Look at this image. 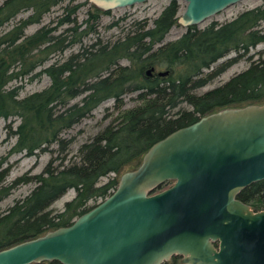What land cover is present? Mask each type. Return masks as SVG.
Masks as SVG:
<instances>
[{"label":"trees","instance_id":"1","mask_svg":"<svg viewBox=\"0 0 264 264\" xmlns=\"http://www.w3.org/2000/svg\"><path fill=\"white\" fill-rule=\"evenodd\" d=\"M64 1L76 2L4 0L0 4V117L20 118L15 129L9 124L17 136L13 151L28 155L39 150L54 152L51 146L56 144L59 151L65 152L63 156L52 155L41 172L27 171L10 182H7L11 168L9 156L2 157L0 167L3 163L7 165L0 169V199L22 183L36 184L27 195L0 212V249L71 224L97 204L90 203L91 200H103L116 189L117 174L139 161L153 143L172 131L224 106L264 101V57L261 56L221 85L199 91L264 41L263 4L243 10L230 20L190 25L180 37L164 42L180 10L178 1L172 0L152 25L147 18L135 19L114 41L103 43L98 39L37 70L52 53L81 41V36L73 37L69 33L76 31L78 25L59 34L54 33L57 27L50 25L25 34L28 24L41 21L53 6ZM79 6V2L66 6L69 13L60 22H73L70 14ZM94 6L99 12L89 10L86 23L107 12ZM28 7L32 13L27 18L2 32L5 24ZM95 30L92 23L85 33ZM231 52L236 55L215 66ZM123 58L129 63L122 64ZM151 66L169 73L159 75L155 71L148 75ZM42 73L48 74L52 82L41 90L20 96L21 86H9L14 79H33ZM135 91L137 103L124 107V95ZM81 94H84L82 98L75 100ZM109 98H114L117 116L92 138L83 141L75 156L69 157L67 152L73 139L65 137V131ZM104 176L109 179L101 182ZM170 183L166 181L156 190ZM70 188L76 189V195L62 209H54L53 203ZM239 198L256 210L263 209L264 179L242 189ZM32 264L63 263L53 260ZM163 264L183 263L180 255H173Z\"/></svg>","mask_w":264,"mask_h":264},{"label":"water","instance_id":"2","mask_svg":"<svg viewBox=\"0 0 264 264\" xmlns=\"http://www.w3.org/2000/svg\"><path fill=\"white\" fill-rule=\"evenodd\" d=\"M90 1L109 10L147 0ZM186 1L178 22L188 27L240 0ZM262 179L264 102L224 106L153 143L71 224L1 248L0 264H163L173 255L183 264H264V208L239 198Z\"/></svg>","mask_w":264,"mask_h":264},{"label":"rangeland","instance_id":"3","mask_svg":"<svg viewBox=\"0 0 264 264\" xmlns=\"http://www.w3.org/2000/svg\"><path fill=\"white\" fill-rule=\"evenodd\" d=\"M180 4V10L178 15L186 8V0H177ZM4 0H0L2 4ZM80 6L76 9L75 12L70 14V17L73 18V22L70 23H61L60 20L68 15V10L66 6L74 5L76 3ZM171 0H147L145 2L136 3L131 6L117 7L107 10V12H102L99 15L97 20H90L86 23L88 17V11L91 10L93 13L99 12L94 4L90 0H76V2L69 3L64 1L59 3L51 8V10L44 14L41 21L32 22L27 25L25 28V34H31L36 30L40 29L43 26H54L57 27L54 30L55 34H59L67 30V28L78 25L76 31H69L73 37H80L81 41L74 43L71 46H68L62 52H55L50 55V57L42 64L39 65L37 70L43 68L46 65H49L56 61L57 59H65L73 53L80 51L83 46L89 45L98 39H101V42L114 41L120 34H124L130 27L131 23L136 19L147 18L150 25L153 24V20L160 15L162 10L167 6ZM264 5V0H240L239 2L230 5L229 7L221 10L219 13H216L211 18L207 19L204 23L199 26H205L213 20L220 22L230 20L237 16L243 10L258 6ZM32 13L31 7L25 8L20 11L17 16L10 20L2 28V32H6L13 27L16 21L20 19L27 18ZM114 21H118V24H112ZM94 23L96 25V30L89 33H85V29L89 27L90 24ZM261 27L264 29V21L262 22ZM187 27L180 24L178 19L176 23L171 27L164 38V42L174 40L180 37ZM236 52H231L227 56L221 58L216 64L218 65L222 61L228 59L229 57L235 56ZM264 57V41L259 43L257 46L251 48L250 52L236 62L230 65L226 70H224L220 75L212 78L204 86H202L199 91L204 92L208 89L214 88L218 85H221L234 74L246 69L252 62L253 59L258 57ZM122 64H128L129 60L126 58L121 59ZM159 70H165L161 68H156V73ZM52 82V78L46 74L42 73L33 79H28L27 77L14 79L9 86L13 87L15 85L21 86L20 96L28 95L32 92L41 90L49 86ZM137 91L131 92L124 95V107L128 108L137 103ZM84 94L79 95L75 100H80ZM264 101L260 102L263 103ZM251 103V102H248ZM240 104V105H245ZM185 106L190 107L189 104L185 103ZM239 106V105H233ZM118 114L117 108L114 105V98H109L101 102L96 108L92 110L90 114L85 117H82L78 122H76L72 127L65 131L64 136L72 138L73 141L68 149V156H75L78 153V148L83 141L89 140L96 133H98L104 126ZM20 122V118L17 116H11L9 118L0 117V160L3 156H9V163L11 168L9 175L7 177V182L14 180L23 173L29 171L30 173H39L50 161L52 155L56 156L58 153L60 156L65 154L64 151H59L56 144L52 145L54 152L50 150H39L37 154L28 155L25 152H16L13 151V147L17 142V136L12 132L10 128V123L13 124V129H15ZM143 157V156H142ZM142 157L139 161L127 166L121 173L117 174L120 178L121 174L131 168L137 167L142 160ZM59 161V160H58ZM6 163H3L0 167L2 169L6 166ZM115 175V173H111ZM109 176H104L101 178V182L107 181ZM35 182L22 183L11 190V192L0 199V212L5 211L9 208L16 199L22 198L27 195L31 189L35 186ZM172 182L170 183V185ZM76 195V189L70 188L64 195L59 197L52 205L54 209H62L67 200L72 199ZM102 199L91 200L90 203L96 204Z\"/></svg>","mask_w":264,"mask_h":264}]
</instances>
